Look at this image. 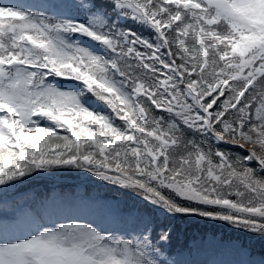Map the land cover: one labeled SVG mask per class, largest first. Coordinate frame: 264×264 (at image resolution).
<instances>
[{
  "label": "snow or ice",
  "instance_id": "snow-or-ice-1",
  "mask_svg": "<svg viewBox=\"0 0 264 264\" xmlns=\"http://www.w3.org/2000/svg\"><path fill=\"white\" fill-rule=\"evenodd\" d=\"M0 264H264V0H0Z\"/></svg>",
  "mask_w": 264,
  "mask_h": 264
},
{
  "label": "trees",
  "instance_id": "trees-1",
  "mask_svg": "<svg viewBox=\"0 0 264 264\" xmlns=\"http://www.w3.org/2000/svg\"><path fill=\"white\" fill-rule=\"evenodd\" d=\"M66 174H72V176H81V175H76L75 171H73L71 173H66ZM85 176H86V174H85ZM85 176H83V177H85ZM89 186L91 188L90 189L91 191H94V192L99 193V194L110 195V196L116 197L117 200L120 202V204L123 205L124 207L126 206V204H124L123 202H125V203L128 202V197L114 191L111 187H103L102 188V187H99V185L98 186L89 185ZM194 223H196L197 225H200L197 227V230H199L200 232H203V230H210L211 228H212L211 229L212 231H216L219 229V228L217 229L216 225L213 224V221H206V220H201L198 218L187 220V225H189V226H193ZM201 225H204V226H201ZM220 229H221L220 232L222 235L230 234V235L240 236L245 244H252L256 247L257 250H259V248L261 246V241H259L258 239H255L254 237H251L247 234H244L240 231H237L236 229L230 228L229 226L222 227ZM183 235H185V240L183 241V244H185L187 238H190L192 236L190 228L188 226L185 229Z\"/></svg>",
  "mask_w": 264,
  "mask_h": 264
},
{
  "label": "rangeland",
  "instance_id": "rangeland-1",
  "mask_svg": "<svg viewBox=\"0 0 264 264\" xmlns=\"http://www.w3.org/2000/svg\"><path fill=\"white\" fill-rule=\"evenodd\" d=\"M14 2L18 3V2H22V0H14ZM73 188H75L76 191H78V192H80L82 194L85 193L83 190L79 189L80 187H73ZM90 196H93V195H90ZM93 197H96V196H93ZM100 200L101 201H111V200H104V199H101V198H100ZM213 237H216L217 239L221 238L219 235H216L215 233H211V232H208L203 237L197 236L196 240L193 241V243H192L193 255L196 256L198 259L209 260V261H211L213 259L220 258L219 254L216 252V250L214 248L207 246V241L211 240ZM202 240L205 242V244H204V246H202L197 251V249L195 248V245L200 244V242ZM229 240L237 241V240L232 239V238H230ZM172 248H175V247L172 245Z\"/></svg>",
  "mask_w": 264,
  "mask_h": 264
}]
</instances>
